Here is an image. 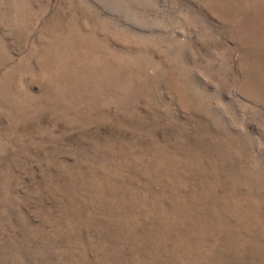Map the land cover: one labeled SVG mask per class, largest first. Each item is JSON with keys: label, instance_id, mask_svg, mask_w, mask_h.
<instances>
[{"label": "rangeland", "instance_id": "obj_1", "mask_svg": "<svg viewBox=\"0 0 264 264\" xmlns=\"http://www.w3.org/2000/svg\"><path fill=\"white\" fill-rule=\"evenodd\" d=\"M0 264H264V0H0Z\"/></svg>", "mask_w": 264, "mask_h": 264}]
</instances>
